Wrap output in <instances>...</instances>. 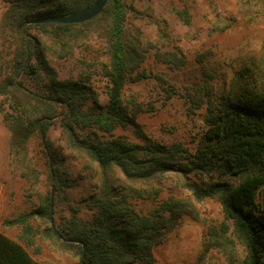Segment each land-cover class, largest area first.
Here are the masks:
<instances>
[{
    "label": "trees",
    "instance_id": "1",
    "mask_svg": "<svg viewBox=\"0 0 264 264\" xmlns=\"http://www.w3.org/2000/svg\"><path fill=\"white\" fill-rule=\"evenodd\" d=\"M93 1L9 0L3 11L0 32L7 53L0 51V113L22 175L36 183L46 171L49 184L38 206L5 223L22 226L29 242L36 234L49 238L76 255L77 264H153L154 247L184 215H196L195 202L217 197L224 220L209 225L205 248L229 247L237 240L246 251L242 264H264V47L245 60L230 91L221 96L208 64L212 51L197 53L201 77L186 86L185 98L188 113L206 108L207 127L194 147L180 141L133 142L114 134L118 127H132L146 138L138 121L143 108L133 97L125 100L126 84L152 75L145 67L150 60L178 69L188 58L158 44L169 35L164 28L159 39H145L129 22L125 0L108 1L99 15L83 23L48 21ZM93 23L102 29L108 55V101L103 105L89 76L60 78L48 58L49 51L60 57L70 54L83 25ZM57 128L69 151L96 164L99 184L86 202L93 212L89 219L78 216L79 205L70 216L59 214L60 195L70 182L64 168L67 154L51 137ZM34 141L36 152L31 155ZM169 172L183 175L190 196H170L147 212L137 209L133 199L142 195L138 184ZM115 173L123 183L113 182ZM191 175L202 179L191 180ZM34 219L44 222L41 230L34 228ZM0 264L43 263L0 230Z\"/></svg>",
    "mask_w": 264,
    "mask_h": 264
},
{
    "label": "rangeland",
    "instance_id": "2",
    "mask_svg": "<svg viewBox=\"0 0 264 264\" xmlns=\"http://www.w3.org/2000/svg\"><path fill=\"white\" fill-rule=\"evenodd\" d=\"M130 23L139 27L145 39H159L162 28L168 37L158 44L165 49H177L188 58L186 66L171 69L151 60L145 67L152 75L140 81L126 84L123 96L130 97L142 106L138 115L146 136L141 137L132 127H118L115 135L126 136L139 143L159 142L170 145L180 141L194 147L197 138L207 125L206 108L188 113L185 98L186 86L199 81L200 67L197 53L210 49L208 60L213 73L216 93L221 96L230 91L236 72L248 57L257 56L264 47V0H125ZM9 0H0V20ZM73 51L63 57L49 51L48 58L60 78L87 75L103 105L108 101V79L104 68L108 60L105 37L98 23L83 25ZM0 51L7 53L6 42L0 32ZM56 146L67 154L64 168L70 185L59 198V214L70 216L72 207L80 206L78 216L92 217L86 207L90 195L99 184L96 164L65 147L64 136L59 128L51 131ZM30 154L36 152V142L30 144ZM201 181V176H190ZM209 180V178H207ZM235 180V178L231 179ZM113 182L123 183L120 173ZM185 178L179 172H169L149 182L138 184L142 195L133 199L142 212L152 210L170 196L189 197L184 186ZM127 185L126 183L124 184ZM49 190L46 171L40 179L30 183L14 159L10 148V130L0 113V230L22 243L32 256L43 264H77V256L61 250L49 238L34 235L29 242L23 235V227L5 223L40 203V197ZM66 194V195H65ZM196 215H184L166 240L154 247L153 264H242L246 251L236 240L233 246L205 248L210 224L224 220V212L217 197L196 201ZM35 229L44 227L42 220H32ZM232 255V256H231Z\"/></svg>",
    "mask_w": 264,
    "mask_h": 264
},
{
    "label": "water",
    "instance_id": "3",
    "mask_svg": "<svg viewBox=\"0 0 264 264\" xmlns=\"http://www.w3.org/2000/svg\"><path fill=\"white\" fill-rule=\"evenodd\" d=\"M110 0H94L89 6L64 16H56L48 21L60 23H83L99 15Z\"/></svg>",
    "mask_w": 264,
    "mask_h": 264
}]
</instances>
